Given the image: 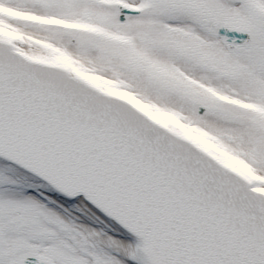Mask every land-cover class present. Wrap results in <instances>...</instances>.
Returning <instances> with one entry per match:
<instances>
[{
    "label": "snow or ice",
    "instance_id": "1",
    "mask_svg": "<svg viewBox=\"0 0 264 264\" xmlns=\"http://www.w3.org/2000/svg\"><path fill=\"white\" fill-rule=\"evenodd\" d=\"M0 264H264V0H0Z\"/></svg>",
    "mask_w": 264,
    "mask_h": 264
}]
</instances>
